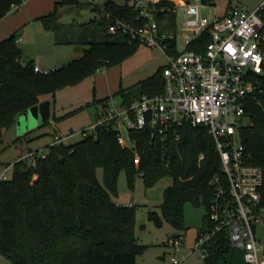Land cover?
<instances>
[{
    "label": "trees",
    "instance_id": "16d2710c",
    "mask_svg": "<svg viewBox=\"0 0 264 264\" xmlns=\"http://www.w3.org/2000/svg\"><path fill=\"white\" fill-rule=\"evenodd\" d=\"M22 1L0 0V19ZM69 3L77 0L56 1L54 10L42 15L41 20L52 30L56 44L83 43L80 57L44 73L34 70L33 59L24 61L17 32L0 41V154L4 134L15 125L20 112L54 97L62 88L79 84L103 66L122 62L141 44L130 42L127 35L109 33V20L102 13L89 22L86 35L77 42L69 33L62 37L64 26L57 9ZM103 5L125 19L135 15L128 0H105ZM166 18L169 29L173 17ZM161 68L138 84V94L129 97L121 89L117 96L122 104L143 94L162 92ZM252 79L257 87L244 102L246 123L241 132L246 151L251 154L250 163L262 169L264 206V73ZM102 102L105 107L106 101ZM84 131V138L74 143L48 145V151L36 156L34 164L19 159L13 164L12 177L0 179V254L14 264H136V255L144 250L135 235L137 205L118 203L111 197L121 170H125L131 188L136 173H141L145 187L171 176L173 182L163 192L164 218L175 228L184 229L185 204H204L205 226L200 233L210 229L207 208L212 191L208 180L221 169L206 126L184 123L178 139L170 136L166 143L151 137L149 128L129 129L131 148L118 142L112 121ZM19 140L21 137L15 142ZM134 151L140 156L138 164ZM200 153L204 154L202 159ZM230 248L227 231L217 232L202 246V264L229 262Z\"/></svg>",
    "mask_w": 264,
    "mask_h": 264
},
{
    "label": "built area",
    "instance_id": "2783aa9c",
    "mask_svg": "<svg viewBox=\"0 0 264 264\" xmlns=\"http://www.w3.org/2000/svg\"><path fill=\"white\" fill-rule=\"evenodd\" d=\"M86 3L109 20V33L159 48L167 57L161 68L162 92L143 94L122 104L121 111L106 108L92 128L112 121L118 142L129 147L121 125L128 130L149 128L151 137L164 143L170 136L178 139L184 123L206 126L221 171L208 180L212 195L207 214L212 226L199 234L195 248H202L214 234L226 230L230 246L243 251L245 264H264V242L256 237L253 227L264 215L263 173L250 163L241 132L246 123L244 102L257 87L252 77L264 73V2L254 9L236 5L227 13L214 11L209 18L201 13L208 5L203 0H131L132 19L113 15L99 0ZM168 16L173 17L171 29L167 28ZM178 35L184 47L178 45ZM34 70L48 72L37 64ZM63 139L55 135L54 143ZM134 153L138 164L140 156ZM203 157L200 153L199 159ZM35 158L34 151L23 157L31 164ZM184 259L172 256L167 264H181Z\"/></svg>",
    "mask_w": 264,
    "mask_h": 264
},
{
    "label": "rangeland",
    "instance_id": "374dc122",
    "mask_svg": "<svg viewBox=\"0 0 264 264\" xmlns=\"http://www.w3.org/2000/svg\"><path fill=\"white\" fill-rule=\"evenodd\" d=\"M55 1L62 0H23L14 6L15 12H8L0 19V41L11 32L20 33V45L25 56L39 62L44 68L61 67L83 54V43L55 44L53 32L43 26L41 16L54 10ZM80 4L69 3L58 7L59 21L63 23L61 36H73L74 42L86 35L85 27L94 17L86 0H77ZM104 0H99L103 2ZM123 3L125 0H114ZM129 2L131 0H128ZM264 0H215L202 7V15L212 18L214 11L223 14L229 7L246 5L254 9ZM84 9V13L82 12ZM171 28V27H170ZM169 28V29H170ZM166 30V29H164ZM178 45L184 47L182 37L178 35ZM167 63V57L159 49L145 44L122 62L113 66H103L97 72L79 84L58 90L52 102V112L57 125L51 123L33 125L20 112L16 121L4 134L3 151L0 154V179H10L13 175V164L27 153L34 151L42 156L48 151V145L55 139V133L65 136L63 142L71 144L81 140L85 131H91L97 123L99 114L106 108L122 110L121 98L117 93L123 89L131 97L139 93L138 84L156 73ZM106 101V106L102 101ZM121 133L131 148L133 142L128 135V128L121 125ZM67 134L69 136H67ZM21 137V140H15ZM25 160V159H24ZM27 165L30 161L25 160ZM102 181V172L97 170ZM116 190L111 197L122 204L137 205L135 213V235L138 244L144 246L142 253L135 257L136 264H167L172 256L185 258L181 264H202L204 252L195 248L201 229L205 226L204 204L198 206L187 202L184 206V229H177L163 216L161 204L164 189L171 185L173 178L164 176L150 187H145L141 173L134 175L131 188L125 170L117 177ZM256 237L264 242V215L253 224ZM176 241V243H175ZM0 264H14L0 254ZM220 264H245L243 251L230 248L229 262Z\"/></svg>",
    "mask_w": 264,
    "mask_h": 264
},
{
    "label": "water",
    "instance_id": "95a60500",
    "mask_svg": "<svg viewBox=\"0 0 264 264\" xmlns=\"http://www.w3.org/2000/svg\"><path fill=\"white\" fill-rule=\"evenodd\" d=\"M21 113V115L27 120L30 119L33 122V125L46 124L50 122L52 115L51 101L50 99L42 100L38 104L22 111ZM18 119H20V115L18 116Z\"/></svg>",
    "mask_w": 264,
    "mask_h": 264
},
{
    "label": "crops",
    "instance_id": "0c3cea01",
    "mask_svg": "<svg viewBox=\"0 0 264 264\" xmlns=\"http://www.w3.org/2000/svg\"><path fill=\"white\" fill-rule=\"evenodd\" d=\"M105 1V0H104ZM103 1V2H104ZM56 2V1H55ZM77 3H80L79 1H77ZM91 9V8H90ZM17 10V8L14 10V8L13 9H11L9 12H15ZM92 10V9H91ZM93 11V10H92ZM82 12L84 13V9H82ZM94 17L93 18H91L89 21H91L92 19H97L98 18V15L96 14V12H94ZM7 15V14H6ZM14 32H16V31H14ZM14 32H11L10 34H12V33H14ZM9 34V35H10ZM19 35H20V33H18V44L20 45V37H19ZM6 38V37H5ZM4 39V38H3ZM2 39V40H3ZM56 44V43H55ZM20 47H21V45H20ZM22 48V47H21ZM23 50V49H22ZM83 51H84V47H83ZM23 56H24V61L25 60H28L29 58H27L26 56H25V52H24V50H23ZM34 63L35 64H37V65H39V67L42 69V67H41V65L39 64V62L38 61H36V60H34ZM54 68H57V67H53V68H44V69H47V70H51V69H54ZM50 99V98H49ZM51 119H50V122H48V123H51V124H53V125H57V123H56V120L54 119V115H57L56 114V111L54 110L53 112H52V102H51ZM55 135H58V136H60L58 133H55ZM67 136H69L68 134H67ZM61 137V136H60ZM64 138H65V136H63ZM55 142V140H53L50 144H53ZM49 144V145H50ZM119 203V202H118Z\"/></svg>",
    "mask_w": 264,
    "mask_h": 264
}]
</instances>
